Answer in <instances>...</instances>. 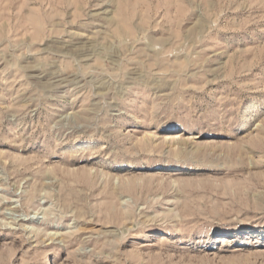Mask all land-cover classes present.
Wrapping results in <instances>:
<instances>
[{"label": "rangeland", "instance_id": "1", "mask_svg": "<svg viewBox=\"0 0 264 264\" xmlns=\"http://www.w3.org/2000/svg\"><path fill=\"white\" fill-rule=\"evenodd\" d=\"M0 264H264V0H0Z\"/></svg>", "mask_w": 264, "mask_h": 264}]
</instances>
